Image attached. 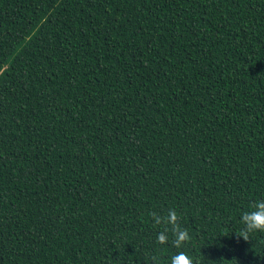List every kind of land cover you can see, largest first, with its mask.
Listing matches in <instances>:
<instances>
[{
	"label": "trees",
	"instance_id": "1",
	"mask_svg": "<svg viewBox=\"0 0 264 264\" xmlns=\"http://www.w3.org/2000/svg\"><path fill=\"white\" fill-rule=\"evenodd\" d=\"M260 197L264 0H0V264H264Z\"/></svg>",
	"mask_w": 264,
	"mask_h": 264
},
{
	"label": "clouds",
	"instance_id": "2",
	"mask_svg": "<svg viewBox=\"0 0 264 264\" xmlns=\"http://www.w3.org/2000/svg\"><path fill=\"white\" fill-rule=\"evenodd\" d=\"M152 223L164 227L156 233V240L160 244L171 242L175 251L165 261V264H194L193 257L184 247V242L190 240V231L178 222L179 213L175 208H169L166 216L157 211H151ZM245 234L252 231H264V197L255 199L248 207L240 211ZM170 226V227H169ZM171 232V236L169 233Z\"/></svg>",
	"mask_w": 264,
	"mask_h": 264
}]
</instances>
